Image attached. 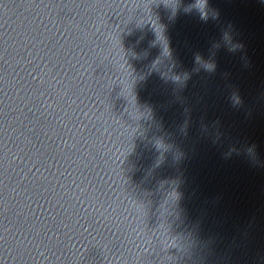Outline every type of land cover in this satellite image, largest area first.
<instances>
[{
  "label": "water",
  "instance_id": "1",
  "mask_svg": "<svg viewBox=\"0 0 264 264\" xmlns=\"http://www.w3.org/2000/svg\"><path fill=\"white\" fill-rule=\"evenodd\" d=\"M0 264H264V0H0Z\"/></svg>",
  "mask_w": 264,
  "mask_h": 264
}]
</instances>
